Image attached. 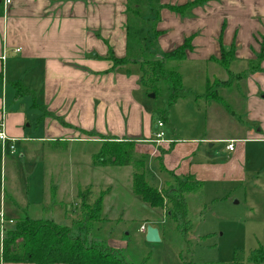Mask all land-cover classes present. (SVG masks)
Wrapping results in <instances>:
<instances>
[{
	"label": "rangeland",
	"instance_id": "obj_1",
	"mask_svg": "<svg viewBox=\"0 0 264 264\" xmlns=\"http://www.w3.org/2000/svg\"><path fill=\"white\" fill-rule=\"evenodd\" d=\"M152 5L156 8L157 3ZM139 11L144 23L140 28L137 24H129L128 30L144 29L146 36H152L158 17L156 19L155 13L148 14L146 0ZM132 44L140 46L137 38ZM147 45L149 51H145L142 58L150 60V52L160 57L163 47L156 40L148 41ZM10 57L8 63L13 61ZM236 66H230L232 71L229 72L215 61L191 57L166 61V69H174L182 75L183 91L175 103H169L171 88L166 81L158 83L156 92H149L141 85L131 95L144 103H141L144 107L141 116H145L146 110L151 115L148 136L154 137L158 130L157 120L164 115L167 120L160 129L165 138L176 143L183 140L199 143L193 162L227 163L234 154L225 149L226 143L204 139L243 134V80L238 73L240 67ZM126 67L140 74L139 62L128 63ZM207 78L215 81L213 95L219 97L218 102L203 96L207 91ZM20 81L34 86L35 92L21 100L27 123H30L25 127L29 138L8 142L0 151V206L6 222L3 237L9 224L27 215L66 224L72 228V235L84 237L87 243L103 242L127 264H222L232 261L248 264L250 251L264 247V147L254 149V144H247L244 163L236 162L244 168L243 177L232 172L233 176L226 179H205L199 190L186 193V217L176 223L170 217L172 205L150 207L133 191L132 179L135 173H140L151 186L162 191L163 196H175L174 176L177 175L162 169V158L144 155L135 142L129 141L125 143L134 145L129 164H113L109 157L101 159L97 153L102 144L121 141L98 133L94 118L88 121L87 125L92 128L87 130L88 126L70 123L63 115L49 114L41 105L38 81L29 73L20 77ZM9 105L12 103L7 98V109ZM118 110L122 115L121 103ZM121 117L125 122L126 117ZM45 118L69 129L63 136L76 134L79 139L36 140L45 134L42 126ZM113 124L121 128L116 119ZM111 132L106 133L111 135ZM107 146L116 147L114 144ZM142 157L144 162L136 161ZM83 190H88L90 201L101 196L98 221L83 222L87 216L83 217L80 212L78 195ZM141 225L145 229L147 226L157 228L160 240L147 241L145 233L140 231Z\"/></svg>",
	"mask_w": 264,
	"mask_h": 264
},
{
	"label": "crops",
	"instance_id": "obj_2",
	"mask_svg": "<svg viewBox=\"0 0 264 264\" xmlns=\"http://www.w3.org/2000/svg\"><path fill=\"white\" fill-rule=\"evenodd\" d=\"M9 1L5 6L4 0H0V122L13 142L29 138L25 127L30 123H27L21 100L33 96L35 88L20 81V77L29 73L39 83L37 89L46 112L63 115L66 121L84 127L94 118L98 133L118 141L135 142L144 155L162 158L161 167L168 173L192 175L201 183L205 179L229 178L232 172L243 177L244 168L236 162L244 163L247 144H254V149L264 147V0H207L194 6L187 17L165 6L190 0H146L147 4L163 5L158 9L156 26L160 31L156 43L163 47V52L180 45L191 34H194L193 50L187 52L186 58L210 61L211 57H218L220 36L224 47H235L234 64L231 62L227 71L231 72L236 65L240 67L245 118V124L241 125L243 134L204 139L226 143L225 149L231 140L233 145L235 143L233 150L227 149L234 155L222 165L193 162L199 149L195 140L169 144L151 142L154 138L148 136L151 115L146 110L145 116H141L144 103L131 96L133 90L141 88L139 72L130 71L126 67L128 63L113 67L107 58L108 49L116 57H127L129 63L139 54L137 45H127L130 24L127 8L132 0ZM136 6L140 10L142 4ZM138 41L141 45V38ZM9 55L13 60L10 63ZM253 59H258L255 69L248 63ZM14 82L30 87L32 94L16 98ZM7 98L12 103L8 109ZM120 103L122 115L118 110ZM121 116L126 117L125 122ZM114 119L119 121L121 128L114 126ZM42 126L45 134L35 138L38 141L58 137V140L79 139L76 134L63 136L69 129L49 118H45ZM109 130L111 135L106 133ZM156 148L163 150V155L157 154Z\"/></svg>",
	"mask_w": 264,
	"mask_h": 264
},
{
	"label": "trees",
	"instance_id": "obj_3",
	"mask_svg": "<svg viewBox=\"0 0 264 264\" xmlns=\"http://www.w3.org/2000/svg\"><path fill=\"white\" fill-rule=\"evenodd\" d=\"M206 1L207 0H190L183 4L166 5L165 7L182 17H187L190 15L194 6L201 5ZM138 3L142 4L143 0H132L127 8V13L129 15V23L137 24L140 28V25H142L144 21L142 19L143 17L139 15L140 11L138 6H136ZM150 5L153 6L151 3L147 4L148 14L151 16L155 13L157 19L158 9L163 7V5L157 4L156 8H152ZM146 18H148V15ZM138 32L141 34H138ZM159 33L160 31L155 29L152 36H146L144 29L141 31L127 30V45L129 46L135 43V38H137V40L141 38L142 42L139 46V54L137 57L133 58V62L139 61L140 83L149 92H156L158 83L160 81H166L171 88L169 103L173 104L181 97L183 91L182 75L179 71L174 69H166L164 63L171 60H184L187 56V52L193 50L192 40L194 34L185 37L183 42L173 49L162 52L160 57H156L150 52L152 55L150 60L142 58L144 57V52L149 51L147 42L149 41L152 43L157 39ZM146 38H148L147 41ZM218 41L220 45V55L218 57H211L209 60L215 61L225 70H228L230 63L234 59L235 47L234 45L224 47L221 44V36L218 37ZM107 58L112 62L113 67L126 65L130 60L127 57L120 58L114 56L110 49L107 51ZM248 63L251 69H255L258 59L250 60ZM213 81L210 82V79H206L207 91L203 96L218 102L219 97H214L213 95L215 90ZM14 85L16 87V98L24 94H32L30 87L24 86L19 82H14ZM159 117L160 120L164 122L167 120L164 115H160ZM125 142L129 141H121V143L118 144L108 142L110 145H116L114 148H109L106 143L102 144L97 155L100 156L101 159H103L102 157H109L113 164L127 165L134 153V145L129 146ZM125 145L126 148H124ZM163 153L164 151L160 149V154ZM144 158L136 159V161L144 162ZM141 176L142 174L140 173L134 174L132 179L134 193L150 207L159 208L165 204L172 205V215H170V217L174 218L176 223L186 217L185 194L199 190L202 184L200 181L194 179L192 175L174 176L175 185L173 190L175 196L169 198L166 194L163 196L164 193L162 191L151 186L147 180ZM87 191H79L78 195L81 199L80 212L83 217L87 216L86 220L84 219L83 222L87 221L91 223L98 221L100 218L101 196H97L90 201V194ZM1 257L4 263L127 264L103 242L94 241L87 243L84 237L72 235V228L66 224H59L52 219L32 218L27 215L17 218L13 224H9L6 227L5 235L2 240ZM262 262H264V247L251 250L248 257V264H260ZM222 264L242 263L232 261Z\"/></svg>",
	"mask_w": 264,
	"mask_h": 264
},
{
	"label": "built area",
	"instance_id": "obj_4",
	"mask_svg": "<svg viewBox=\"0 0 264 264\" xmlns=\"http://www.w3.org/2000/svg\"><path fill=\"white\" fill-rule=\"evenodd\" d=\"M10 1L9 0H4V5L6 6ZM164 124V121L158 119L157 120V123H156V128L158 129L157 132L154 134V138L151 140V142H154V143H160V142H163V141H166L167 143H172L173 141L170 140V139H167L165 140L163 137H164V133L163 131L160 129ZM14 139H10L4 129L2 128V123L0 122V144L2 146V150L6 148L8 142H12L13 143ZM11 147L12 144H11ZM233 141L231 140L226 148L228 150H233ZM5 220H4V215H3V209L2 207L0 206V264H4L3 260H2V257H1V252H2V240H3V229H4V226L6 225L5 224ZM140 231L142 232H145L146 229H145V226L144 225H141L140 227Z\"/></svg>",
	"mask_w": 264,
	"mask_h": 264
},
{
	"label": "water",
	"instance_id": "obj_5",
	"mask_svg": "<svg viewBox=\"0 0 264 264\" xmlns=\"http://www.w3.org/2000/svg\"><path fill=\"white\" fill-rule=\"evenodd\" d=\"M151 96H153V94ZM145 239L149 242L159 241L160 237L157 228L152 226H147L145 231Z\"/></svg>",
	"mask_w": 264,
	"mask_h": 264
}]
</instances>
